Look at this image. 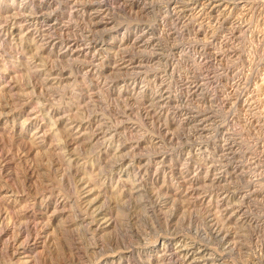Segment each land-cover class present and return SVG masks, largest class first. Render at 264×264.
I'll list each match as a JSON object with an SVG mask.
<instances>
[{
	"label": "bare ground",
	"instance_id": "obj_1",
	"mask_svg": "<svg viewBox=\"0 0 264 264\" xmlns=\"http://www.w3.org/2000/svg\"><path fill=\"white\" fill-rule=\"evenodd\" d=\"M13 1L14 3L18 2V0ZM188 1L191 2L185 3L184 1L183 3L181 2V0H166V3H168V6L172 5L173 9H177L181 6H190L189 10H197V12L198 10H200L199 8L203 6L201 2L205 3L206 9L208 8L209 10H213L212 12L219 11L223 8L226 10L231 7L232 3L227 0ZM26 2L27 0H21L19 4L20 6L18 8L19 12L10 13L9 16H6L7 19L6 21L4 20L5 24H2L4 22L3 21L1 23L2 25H0V34L5 38L11 37V39L9 40H11V42L14 41L18 46L21 45V48L26 53L29 52L28 48L32 49V45H28L27 48H24V42H22L24 38H26L27 40H31L30 42L33 43L34 46L38 47V59H36V55H34V57L32 56L33 58L31 59H33L34 61H32L34 63V67L38 69L36 74L39 75V78L46 77L44 83L42 82L43 84H45L44 89L48 90L50 88L52 89L53 87L61 86L65 81L69 80L71 76L74 77L77 75H71L69 77L68 74L70 72L66 74L64 73L63 69H55V67H49L47 64H40L38 62L45 60L42 56L53 53V50H55L56 48L60 49L56 54L57 57L64 59L65 56L68 57L69 60L71 59L72 61H80L78 64V69L80 73L84 74V76L83 78L82 76L80 77V75H78V77H74V84H78L80 82L83 83V80L87 81L89 77L93 78L94 84H89L87 85V87L82 84L84 87L80 92L77 93L72 91L70 93L72 97L76 99L75 108L68 106V109H61L55 108L53 105L47 107L46 100L39 98L38 96L36 98V96L32 93L34 92L33 90L32 92H25L23 89H20V86H11L9 90L10 96L8 95V97L5 98L4 103H0V123H5V125L12 123L11 131L8 132V135H6L8 137L0 139V264H4L1 260L2 257L7 258V264H39V261L37 260V255L39 252H36V255L32 256H30V254L34 253L39 245H46L48 240V244L51 242L50 235H54L57 231L56 222H60V226L66 229V227L63 225L65 220H63V218L67 215L66 212H69V214L67 215L68 218L66 219H69L70 225H72V227H75V231L73 232V234L76 233V235H79V233L83 230L87 233L85 239H80L79 237L73 238L72 245L69 247L71 253V256L69 257L73 258V256H75L83 260L88 258L87 254L89 253V249H91L93 253H99L105 248L102 244L103 242L101 243L100 235L102 230H104L103 226L107 224L108 227H110V224L108 223L113 222L112 218L109 217L111 216L110 212L104 209V207L101 205V198H103L101 195L102 186L111 187L110 192L112 196H114V199L116 201L127 203H131L130 201H135V196L138 197H135L136 203H141L143 200V198L141 197V192L144 191L145 188H151L152 190L155 189L153 191L147 192V198L148 201H150L152 204H150L152 209L159 208L160 210V208L163 209V207H165L164 205L167 204V202L161 203V192L164 183L161 184L162 188L160 187L161 185H156L158 184V182H160L161 180L164 181L166 178V173L168 171H166L165 165L167 164V159H169L166 155L167 153H162L160 155L157 154L156 157L154 156L155 158L153 160V164L157 165L155 169L153 164L149 162V159L148 161L145 160L144 158L146 156L143 157L144 155L140 152L145 148L146 145V142L142 141L144 138L134 143L130 142L131 144H119L120 140H116L117 138L119 139V137H122V134L125 133L120 132V130L124 127L125 123H127L126 121L132 120L130 119V115L132 114L130 113V111L132 112V107L128 105V110H125L124 112L118 114L109 113L111 111L107 113L102 112L99 114L98 111L101 109H98L94 106V109L91 110L90 106L87 104L89 100L97 102L96 105H98V103L102 104L96 99L99 100L100 95L102 96V92L104 90H106V92L109 91V93L113 95V91L116 88H120L119 97H124L125 95L120 96V94L127 92L131 94L129 95L131 97L135 94L139 95L141 92L138 91V84L131 76L133 74H135V76L137 74L138 76L139 71L145 68L146 64L144 65L143 61H138L141 59L135 60L130 53V49L132 47H135L139 50L143 48L147 49L149 46L157 48L159 47V45L152 46V43L155 44V42L159 40H157L156 38L152 39L151 36V38H148L147 35H150L151 33L149 32L151 31L148 30L146 26L142 27L138 25L137 29L135 28V34H133L134 39H131L132 35H125L122 38L121 44L118 45L119 47L116 54H119V51L123 55L119 56V58L115 56L114 58L107 57L108 59H102L101 57H99V52L103 49L102 44L98 43L97 41H88V38V40H81L78 36L77 38L79 39H76V36L75 38H73V35H70L69 33V28L71 27L66 26V23L63 25L61 21L60 24L58 16L55 20H53L54 22L51 21L49 15H51L52 12L46 13L45 11L49 8H52V6L48 7L47 4H39L37 5L39 6V8H37L35 4V7L33 8L32 5V8L28 11L30 7L28 8L24 6ZM59 2L60 1L58 0V3ZM123 2H125V5L129 6H133L134 4V0H123ZM101 3L97 0H74L71 4V8L72 10L75 9L78 13L72 14L73 16L76 15V17H79L82 20H86V22L91 24V26H93L94 28H98L102 23L101 21L107 18V16H110V13H107L110 11V8L108 7L106 9L107 4ZM90 5H92V7H89ZM66 7L68 8L67 5ZM233 7L234 5L232 6V8ZM162 14V20H164V22L167 23L166 20H170L171 18L177 20L175 21V25L179 26V24H182V26H180L185 28L183 31H180L179 28V31L174 30L171 32V34L177 36L178 39L180 37L179 35L183 36V34H189L193 36V38L191 39L188 37L189 39L187 40V43H175L171 50L178 53L177 55L179 56V58L180 56L186 57L189 54V65L192 61L198 63L199 65H203L202 67H200V71H198L199 69L197 68L198 72L193 71V69L191 70V68H188L185 70L184 76L181 75L182 77L180 90H184L185 95L184 97L183 95H180L178 97V100L180 102L182 101L186 103L190 99H195L199 96L195 100L197 102V105L189 106V108L187 109L188 111H185V114L189 115L185 118L192 122L196 121V127L193 128H196V132L199 133L198 136L202 135L208 141L199 142V144L201 145L200 148L198 147L199 149L208 151L206 150L207 148L204 147L210 146L209 144H212L214 146L212 149L213 152H211L213 153V158L210 159L211 163L209 162L210 165L208 166L210 170H206L208 171L209 175H204L206 176V180L209 179L210 184L213 187L209 195L211 197L210 199L211 201H213L214 207H223V212H221L223 213L225 219L224 224L229 225V228L226 227L228 232L222 238L226 240L229 237L233 238L240 236L242 238L243 236L249 238L250 236L251 239L254 235L264 238V184L262 186H260V184V187H258L257 184L259 183H257V181H254L258 176H264V138L262 136V140V138L260 137L261 135L259 136V138L257 137V135H259L264 127L259 131V129L262 127L261 117H256V114H252V116L250 115V112L254 110L253 107L255 106L253 103L251 92L248 91L250 90V82L249 80L247 82L246 77H244L245 74L239 68L240 63L238 64V62L241 58L240 51L235 48V45H233L234 48H227L228 45L223 44L222 40V42L219 41L221 35L223 39V34H229L231 36L229 41L237 43L240 40L241 32L243 30V27H241L242 22L240 23L238 18L235 21L231 20L233 22H230V17L228 16H231L233 14L232 12H163ZM193 15L194 17H191ZM216 25H218V27ZM214 26H216L215 28H217V30L215 31L212 30ZM189 27L192 28L193 33L190 31L191 29H188ZM207 29L211 30L207 31ZM56 31L57 33L58 31H60L61 34H55ZM147 40L151 41L152 43H149ZM3 43L5 44L4 41ZM161 50V48L158 49V51ZM192 51L194 52L193 54L190 53ZM34 54L36 53L34 52ZM152 55V57L150 56V60L152 62L161 59L163 56V54H160L157 51H155L154 54L152 53ZM144 57L148 56L145 55ZM179 58L174 59L178 60ZM47 59L49 58L47 57ZM241 61L243 60L241 59ZM178 62L179 61H173V64ZM48 63L50 64V62ZM105 63H109L108 65H112L116 70H118V68H121L127 71H132L133 69H135V71H132L131 73H129L130 71L127 72L128 74H126V77H122L123 80H115L110 75L103 72L106 66ZM72 65L74 64L72 63ZM108 65L106 67H108ZM193 66L194 65H192V67ZM178 67L181 66L178 65ZM32 72L33 71H31L30 73L32 74ZM156 72L158 73V70ZM166 75H168V73ZM33 77L35 78V76ZM167 78H164L162 76L156 77V82H160L161 86L159 87H162V91H160L161 93L159 97L160 104L170 100V94L167 91L166 87L163 85L167 81ZM36 86L37 85H35V87ZM213 90L214 92L216 91V93L211 94V91ZM44 92L41 94H44ZM48 92L49 91H47V93ZM56 93L57 92H55V94ZM200 94L205 96L201 97L202 95ZM156 97L157 96H155V98ZM59 98H62V96ZM87 99L89 100L86 102ZM201 102H217L220 110L213 109L214 106L212 107V105L214 103H212V105L207 104L208 106L200 107L199 105H201ZM151 104L152 103H150V105ZM187 104L185 105V108L182 109H186ZM38 105L39 108H37ZM182 109L180 111H182ZM239 110L244 111L249 116L248 119L246 118L247 122L250 121L249 127L243 128L244 130L241 133L236 130H233V132L231 133L232 130L229 129V124H231V122L235 120L234 118L235 116H237ZM19 111H24L25 113H27L26 115L29 118H26L25 121H21L22 117L19 118ZM114 112L117 111L115 110ZM117 115H119L118 119H120V121L115 119ZM114 120H117L118 124H114ZM29 121H40L42 123L38 128H36L34 135L30 139V142L28 144H25L21 138V135L26 130H28L29 127H27V122ZM184 123L185 122H183V124ZM5 130L7 129L4 128V132ZM18 130L20 131V133L17 134ZM133 131L140 132L138 129L132 130V135H134ZM242 133H244L243 135H245L249 139V141L246 140L247 138H244V136L242 137ZM126 138L128 137L126 136ZM171 138L174 139L173 137ZM197 141L204 140L201 139ZM251 143H253V145H251ZM247 145H249V147ZM254 145L259 151L258 155L256 154L257 152L254 153V150H256H253ZM85 147H89L94 151L91 152V157H84L80 154L79 149ZM95 150L97 151V154ZM189 154L193 155V153H190L189 151L188 157L190 156ZM156 158H158L159 160L156 161ZM151 168L154 169L153 173L151 172ZM177 172L180 173V170ZM182 172H184V170ZM47 173H49L50 175L51 173H53V175L55 174L57 175V177L53 178L51 176L53 179H50ZM85 173L88 174L85 175ZM174 175L175 172L171 174V176L173 177ZM182 176L183 175L181 174V177ZM66 179L72 180L75 185V192L73 193V196L64 195L61 188L59 187L60 184H62ZM188 180L192 183L194 179L188 178ZM33 181H35V184L37 182V187H34V185L31 184ZM258 181L262 182V180ZM12 182L16 183L18 185V188L17 186L16 188H14ZM98 182L100 183L98 184ZM126 183H130V186H128V184ZM147 185H150L151 187H147ZM170 185L172 184L170 183ZM224 185H227L228 188L224 187ZM198 187L197 190L200 188ZM197 190H195L194 193L198 192ZM146 191L148 190L146 189ZM187 191L189 190H186V193ZM190 196L193 197L191 194ZM139 197L141 198V200L137 201ZM136 207L137 206L135 205V208ZM137 208L136 210H134V212L130 209V211L134 213V216L139 215V210H137ZM152 211L154 216L156 211ZM168 211H166L167 213L165 216L168 215ZM158 214H160V212H158ZM150 215H152V213ZM162 215H164V213H162ZM215 219L216 218L214 217L212 220ZM217 223L218 222L215 221L213 223V227L216 226ZM217 228L218 227L214 228L213 233H218L219 235L220 233H222V231L221 229ZM230 228H235V230L232 231L230 230ZM239 233L241 234L239 235ZM176 239L177 238H173L172 240L174 242L171 243L169 242L168 238L164 236H157L151 244L145 245V243L143 246H140L138 248L134 246H130L132 248H128L125 246L120 250L117 249L118 251L111 252V254L102 255L97 258V261L91 262L89 264H138L137 261H133L131 259L133 253L137 249L142 252L149 251L146 253L147 258L145 257V264H166L167 260H169L170 264H197L198 261L201 262L208 260V262H213L222 259L221 257L217 258L218 254H214L215 256L213 258H203L204 255L199 256L198 254L207 251V249L198 250L196 247L188 244L185 247H181V245H177ZM221 243H223V241H221ZM234 243L233 245H236ZM233 245L232 247H235ZM170 250L172 251L168 253V251ZM42 252H40V254ZM150 252L151 254H149ZM152 252L154 253L152 254ZM138 255H140L141 257V253ZM198 258L200 259L198 260ZM259 260H261V258ZM66 261L69 264H74V260Z\"/></svg>",
	"mask_w": 264,
	"mask_h": 264
},
{
	"label": "rangeland",
	"instance_id": "obj_2",
	"mask_svg": "<svg viewBox=\"0 0 264 264\" xmlns=\"http://www.w3.org/2000/svg\"><path fill=\"white\" fill-rule=\"evenodd\" d=\"M20 1L21 0H18V2L14 3L13 0H0V25L5 24V21L7 19L6 16H9L10 13H14V12L18 13L19 12L18 8L20 6L19 5ZM55 1H57V2H55ZM59 1L60 2L58 3V0H34V1L33 0H27V2L24 4V6H26L28 8L30 7L28 9V11L32 7L34 8L35 6L37 8H39V6H37L39 4H43V5L47 4L48 7L52 6V8H49L48 10L45 11L46 13L52 12L51 15H49V18L51 19V21L55 20L56 17L58 16L59 17V23L61 21V23L63 25L66 23L65 24L66 26L71 27V28H69V33H70V35H73L72 36L73 38H75V36H76V39H79V38L81 40H84V39L88 40L89 39L88 41H97L98 43L102 44L103 49L99 52L100 53L99 57H101L102 59L103 58L104 59L105 58L106 59L114 58L115 56L117 58H119V56L123 55L119 51H118L119 54H116L118 47H119L118 45L121 44L122 38L125 35L126 36L132 35L131 39L133 40L134 39L133 34H135V28L137 29L138 25H140L142 27L146 26L148 28V30L151 31V32H149L151 34L147 35L148 38L151 36L152 39L156 38L157 40H159V41H156L155 44L152 43L151 41L147 40L149 43H152V46L153 45H159V47H157V48L149 46L147 49L143 48V49L139 50L135 47H132L133 49L132 48L130 49V53H131L132 57L135 60L141 59L138 61H143V64L144 65L146 64L145 68L148 69V70H146L145 68H143L142 69L143 71L142 70L139 71L138 76H137V74H136V76H135V74H133L131 76L132 78L135 79V81L138 84V91L141 92L139 95L135 94L134 96L131 97V96H129L131 94L129 92H127V93H121L120 94V96L125 95L124 97H119L120 88H116L113 91V95H111L109 93V91L106 92V90H104L102 92V96L100 95L99 100L96 99L97 101L101 102L102 104L98 103V105H96L97 102L91 101L89 99H87L86 102L89 100L87 102V104L90 106L91 110L94 109V106L98 109H101L98 111L99 114L102 112L107 113L109 111H111L109 113H114V114L117 113L118 114V113L124 112L125 110H128L127 109V108H129L128 105H130L132 107V112L130 111V113H132L130 115V119H132V120L126 121L127 123H125L124 127L120 130V132H122V133L125 132V133L122 134V137H119V139L117 138L116 140H120L119 144H126V143L131 144V143H134L136 141L142 140L144 138L142 141H145L146 145H148V146L145 145V148L140 152H141V154L144 155L143 157L146 156L144 159L147 161L149 159V162H151L152 164H153V160L157 154L160 155L162 153H167L166 155L169 159H167V161H166L167 164L165 163L166 164L165 169H166V171H168L166 173V178L164 181L161 180L160 182H158V184H156L157 186H160L161 184L164 183L163 185L165 187L163 186V188H162V185L160 186L162 188V192H161L162 202L161 203L167 202V204L164 205L165 207H163V209L162 208H160V210H159V208L152 209V207L150 206L151 202L148 201V198H147V195H148L147 192L153 191L155 189L152 190L151 188H145V190L141 192L142 193L141 197L143 198L141 203H139V202L136 203V198H138L137 196H135L136 198L134 197L135 201H130L131 203H129V202L127 203V202L116 201L114 199V196H112V194L110 192L111 187L110 186H108V187L102 186V189H101L102 194L101 195L103 198H101V200H102L101 205L104 207V209H106L107 211L110 212L111 216H109V217L112 218V221H113L112 223H108V224H110L109 225L110 227H108L107 224L103 226L104 230H102V232H101V235H100L101 238L99 237L101 240V243L103 242L102 244L105 247L102 251H100L99 253L98 252L93 253L91 251V249H89L88 250L89 253L87 254L88 258L83 259V260L79 259L78 257H75V256H73V258L69 257V256H71L69 247L72 245L73 238L79 237L80 239L81 238L85 239V237L87 236V233L83 230L79 233V235H76V233L73 234V232L75 231L74 230L75 227H72V225H70V223H69V219H66V218H68L67 215L69 214V212H66L67 215L63 218V220L65 219L63 225L66 227V229L63 228L62 226H60L61 225L60 222H56L57 231L54 235H52V234L50 235L51 242L48 244V242H49V240H48L46 245H42V244L39 245L37 247V249L35 250V252L30 254V256L36 255V252L37 253L39 252L37 255V260L39 261L38 262L39 264H52V263L53 264H69V263H67L66 260H74L73 261L74 264H89L91 262L97 261V258H99L100 256L106 255V254H111V252L118 251L125 246L128 248H132L130 246H134V247L138 248L140 246H143L145 243H146L145 245L151 244L156 239L157 236L158 237L164 236V237L168 238L169 242H171V243L174 242L172 240L173 238H177L176 239L177 245H181V247H185L188 244V245L196 247L198 250L207 249V251H204V252L198 254L199 256L204 255L203 258H207V257L213 258L215 256L214 254H216V255L218 254L217 258L218 257L222 258V259L218 260L219 262L218 261H213V262L209 261L208 262V260H206L207 262L206 261H201V262L198 261L197 264H264V238L263 237H259L257 235H254L253 236L254 238L251 236L252 237L251 239H250V236H249V238L243 237V236H242V238L240 236L233 237V238L229 237L226 240L224 238H222L228 232L226 227L229 228V225L224 224L225 219H224V216L222 213L223 207H214V203H213V201H211V199H210L211 197L209 196L210 192L212 191L211 189H213V187L211 186L209 179L206 180V176L208 174V171H206V170L209 169L208 166L211 163L210 159L213 158V153H211V152H213L212 149L214 146L212 144H209L210 146L204 147V148H207L206 150H208L211 153V155L208 151H203L204 149H199L201 146L199 144V142H205V141H207V139L202 135L198 136L199 133L196 132V128L195 129L193 128V127H196V123H197L196 121L192 122V121L187 120V118H185V117L189 116L188 114H185V111L186 112L188 111L187 109L189 108V106L197 105L196 104L197 102L195 100L199 96L196 97L195 99H190L186 103L182 102V101L180 102L178 100V97L180 95H183V97L185 95L184 90H180L181 77L184 76L185 70L188 68L189 69L191 68V70L193 69V71L198 72V71H200V67H202L203 65L200 64L201 65L200 66L198 63H195L193 61L189 65V62H190L189 61L190 58L188 57L189 54L186 57L180 56V58H179V56L177 55L178 53L171 50L175 43H177V42H180L178 44L187 43V40L189 38L190 39L193 38V36H191L189 34H183L184 37L182 35H179L180 37L178 39L177 36L171 34V32L174 30H178L179 28H180L179 29L180 31H183L185 28L181 27L182 24H179V26L175 25L176 24L175 21H177V20H174L171 18H170V20L169 19L166 20L167 23L164 22V20H162V17H163L162 13L163 12H172V13H175V12H179V13H182V12L183 13H198V12L199 13H220V11H221V13L222 12L223 13H231V12L233 13L231 16H228V17H230L229 18L230 22L235 21L237 18L240 21V23L242 22L241 23V25H242L241 27H243V30L241 32L242 38L240 37V40L238 41L239 43L238 42L237 43L230 42L229 40H230L231 36L229 34L228 35L223 34V36H224L223 39H222V35H221V38L219 41L220 42L223 41V44L228 45L227 48H234L233 45H235V48H237L240 51L241 58L238 62V64L240 63L239 68L245 74L244 77H246L247 82H248V80L250 82V90H248V91L251 92V96L253 97V103L255 106V107H253L254 110L252 112H250L251 114L250 113L249 114L251 116H252V114L253 115L256 114L255 115L256 117H259V118L261 117L262 127L259 129V131H260L264 127V124H263V122H264V0H239V1L238 0H227V1H230V3L231 2L233 3V4L231 3V7L226 9V10L223 8L224 10L221 9V10L215 11V12H212L213 10H209L208 8L206 9L205 3H203V2H201L203 6H201L199 8L200 10H198V12H197V10H189L190 6H181V7H178L177 9H173L172 5L168 6V3H166V0H134L133 6L125 5V2H123V0H97L100 3L102 2L101 4H107L106 9L108 7L110 8V11L107 12V13H110V16H107V18H105L103 21H101L102 23H101L100 27H98V28H94L93 26H91V24L86 22V20H82L79 17H76V15L73 16L72 13H78L75 9L72 10V8H71V4L74 0H59ZM153 1H154V3H153ZM184 1H185V3L191 2L188 0H181V2H183V3H184ZM15 5L17 6V8ZM66 5L68 6V8L66 7ZM233 5L235 7V8L233 7L234 9L232 8ZM89 7H92V5H90ZM187 7H189V8H187ZM58 8H59V10H58ZM10 10H12V11H10ZM53 11H54V13H53ZM80 13H83V12H80ZM1 14H3V15H1ZM235 16H236V18H235ZM191 17H194V15ZM231 20H233V21H231ZM216 26L218 27V25H216ZM216 26H214L213 28L211 27L212 30H214V31L217 30V28H215ZM188 29H191L190 31L192 32V28L189 27ZM209 30H211V29H209ZM209 30L207 29V31H209ZM244 31H246V32H244ZM210 32H212V31H210ZM59 33L61 34L60 31H58V33H57V31L55 32V34H59ZM77 36L79 38H77ZM9 39H11V37L5 38V37L1 36V34H0V103H4L5 98L8 97V95L10 96L9 90H10L11 86H15V87L20 86V89H23L25 92H30V91L32 92V90H33L34 92H32V93L36 96V98L38 96L39 98L46 100L47 107L53 105L55 108H61V109H66V108L68 109L69 107L75 108L76 99L73 98L70 93L72 91L78 93L81 91V89L84 86L87 87V85H89V84L90 85L94 84L93 78L89 77V76H87V77H89L87 79V81L83 80V83L80 82L78 84H74V77H76V76L78 77V75H80V77L82 76V78H83V76H84V74L80 73V71L78 69V67H79L78 64L80 61H72L71 59H70L71 60L70 61L69 58L65 57V56H64V59L57 57L56 54L59 52L60 49L56 48L55 50H53L54 51L53 53L46 54V55L42 56L45 60L38 61V62L40 64H47L49 67H55V69H63L64 73H66V74H68L70 72L71 74L70 73H69L70 75L68 74L69 77L71 75H73V76L76 74L77 75L74 77L71 76L70 79L65 81L61 86L53 87L52 89L50 88L48 90H45L44 89L45 84H43V83H44V80L46 79V77H40L41 79L39 78V75L36 74L38 69H36L34 67V63H33L34 61H33V59H31L34 57V55H36L35 57H36V59H38L37 58L38 47L34 46V44L30 42L31 40H27L26 38H24L22 41V42H24L23 43L24 48H27L28 45L29 46L32 45L31 46L32 49L28 48V50H29V52H28L29 54H28L21 48L22 47L21 45H19L20 46L19 47L18 45H16V43L14 41L11 42V40H9ZM6 40H7V42H6ZM3 41L5 42V44L3 43ZM159 42H160V44H159ZM160 48L162 50L158 51V49H160ZM153 49H155V50H153ZM19 50H21V51L23 50L22 53ZM155 51L159 52L160 54H163L161 59L155 61V62L159 61L158 63L152 62L150 60L151 57L153 56L152 53L154 54ZM34 52L36 54H34ZM190 53L193 54L194 52L192 51ZM145 55L148 57H144ZM47 57L49 59H47ZM55 58H56V63H55ZM174 58H179V59L175 60ZM46 59L48 62H50V64L46 61ZM241 59L243 61H241ZM51 61H52V64H51ZM61 61H62V63H61ZM69 61H70V63H69ZM173 61H179V62L173 64ZM71 62L74 65H72ZM108 64L109 63H105L106 66ZM166 64H167V66H166ZM177 64L181 67H178ZM148 65H149V67H148ZM192 65H194V66L192 67ZM106 66H105L103 72H105V74L110 75L115 80H119V81L123 80V78L126 77V74H128L127 72L130 71V70L127 71V70H124L121 68L120 69L118 68V70H116V69H114V67L112 65H108V67H106ZM180 68H181V70H180ZM71 70H72V72H71ZM157 70H158V73L156 72ZM31 71H33L32 74L30 73ZM132 71H135V69H133ZM132 71H130L129 73H131ZM34 72H35V74H34ZM109 73H111V74H109ZM144 73L146 75L148 73H150V74H148L146 76ZM167 73H168V75H166ZM180 73H182V74H180ZM15 75L18 77H16ZM121 75H123V76H121ZM33 76H35V78ZM127 76H129V75H127ZM161 76L164 78L168 77L167 81L163 85L166 87L167 91L170 94L169 95L170 100L160 104V102H159L160 98L159 97H160V93H161L160 91H162V87H159V86H161V83L156 82V77H161ZM152 78H153V80H152ZM91 79H92V81H91ZM35 85H37L36 86L37 88L35 87ZM168 87H170V88H168ZM169 89H171V90H169ZM47 91H49V92L47 93ZM43 92H44L45 96H44V94H41ZM55 92H57V93L55 94ZM212 93H216V91L214 92V90H213V91H211V94ZM59 94L62 96V98H59V97H61ZM155 94H157V95H155ZM200 95H202V94H200ZM155 96H157V97L155 98ZM203 96H205V95H202L201 97H203ZM149 102L152 104L150 105ZM178 103H179V105H178ZM212 103H214V104L212 105ZM186 104H187V106H186L187 108L182 109V108H185ZM200 104L201 105L198 104L200 107H202V106L205 107V106H208L210 104V105H212V107L213 106L215 107V108L213 107V109L220 110V107L218 106L217 102H211V103L210 102H204V103L201 102ZM216 104H217V106H216ZM216 107H218V108H216ZM37 108H39V105L37 106ZM112 109L114 111L116 110L117 112H114ZM181 109H182V111H180ZM179 112H180V114H179ZM260 113H261V115H260ZM18 114H19V118L22 117L21 121H25L26 118H29L26 115L27 113H25L24 111H19ZM238 114H237V116H235V118H234L235 120L233 122H231V124H229V129L232 130L231 133L233 132V130L239 131L241 133L244 130L243 128L249 127L250 121L247 122V119L249 118L247 113H245L242 110H239ZM244 114H246V115H244ZM118 116L119 115H117V117H115V119L120 121V119H118ZM117 120L116 121L114 120V124H116V123L118 124ZM245 120H246V122H245ZM31 122H32V125H31ZM183 122H185V123L183 124ZM41 123L42 122H40V121H38V122H36V121L27 122V127H29V128H28V130H26L21 135V138L25 144H28L30 142V139L34 135L36 128H38ZM243 125H245V126H243ZM188 127H189V129H188ZM230 127H233V128H230ZM4 128L7 129V130H5V132H4ZM11 128H12V123H9L8 125H5V123H0V139L7 138L8 136H6V135H8V132L11 131ZM131 129L132 130L138 129L140 132L133 131L134 135H132ZM6 131H7V133H6ZM259 131H257V132H259ZM137 132H138V134H137ZM167 132H168V134H167ZM18 133H20L19 130H18L17 134ZM125 134L128 138H126ZM243 134L244 133H242V137L244 136V138H247ZM136 135H138V136H136ZM2 136H4V137H2ZM194 136L197 139H195ZM259 136L261 138L263 136V138H264V128L259 133V135H257L258 138H259ZM159 137H160V139H159ZM171 137H173L174 139H172ZM180 137H181V139H180ZM199 137H200V139H199ZM263 138H262V140H263ZM201 139H203L204 141H197V140H201ZM195 140H196V142H195ZM246 140L249 141L248 138ZM147 141H149V142H147ZM122 142H124V143H122ZM155 142H156V144H155ZM197 142H198V144H197ZM116 143H118V142H116ZM209 143H211V142H209ZM205 144H208V143H205ZM251 145H253V143H251ZM247 146L249 147V145H247ZM256 146H257V143H256ZM254 149H256V150H254ZM79 150H80V154L84 157H91V155H92L91 152H94L89 147H85V148H82ZM253 150H254V153L257 152L256 153L257 155L259 154V151L255 147V145L253 147ZM42 151H44V150H42ZM189 151H190V153H193V155L189 154L190 156L188 157ZM200 152H201V154H200ZM96 154H97V151H96ZM147 156H148V158H147ZM155 160L157 161L159 159L156 158ZM153 166H154V168L157 167V165H155V164H153ZM170 167H173V168H170ZM178 169L180 170V173L183 175L182 177H181V174L179 172H177V171H179ZM170 170H172V171H170ZM183 170H184V172H182ZM153 171H154V169L151 168L152 173H153ZM174 172H175V175L173 177V176H171V174H173ZM200 172H202V173H200ZM47 174L49 175L50 179L57 177V175H55V174L53 175V173H51V175L49 173H47ZM87 174L88 173H85V175H87ZM263 177L264 176L262 175V176H258L257 178H255L254 181H257V183H259V184L256 183L258 187H260L264 184V178ZM188 178L194 179L192 181V183L188 180ZM168 180H170L171 182ZM258 180H262V182H260ZM195 181H196V183H195ZM169 182L172 185H170ZM99 183L100 182H98V184ZM180 183H181V186H180ZM31 184H33L34 187H37V182L35 184V181H33ZM126 184H128V186H130L129 185L130 183H126ZM12 185L14 188H16V186L18 188V185L16 183L12 182ZM74 186L75 185L72 182V180L66 179L62 184H60L59 187L61 188L64 195L73 196L74 195L73 193L75 192ZM147 187H151V186L147 185ZM190 187H191V189L192 188L193 189L191 190ZM197 187L199 188L198 190H197ZM224 187L228 188L227 185H224ZM168 188H169V190H168ZM127 189H128V187H127ZM146 189L148 191H146ZM164 189H165V191L166 190H168V191L165 192ZM185 189L189 190V191H187V193H186ZM195 190H197L198 192L194 193ZM190 194L194 198L191 197ZM189 197H190V199H189ZM218 199H220V198H218ZM138 200H141V198L139 197V199H137V201ZM165 200H167V201H165ZM174 203H175V205H174ZM212 203H213V205H212ZM135 205L138 207V208L136 207L137 210H139L138 216H134L133 215L134 213H132V211L134 212V210H136ZM130 209L132 211H130ZM152 210L156 211V212L154 211L155 212L154 216H153ZM166 211H168L167 216H165L167 213ZM158 212H160L161 215L158 214ZM151 213H152V215H150ZM162 213H164V215H162ZM214 217L216 219L212 220ZM215 221H217L218 223L216 226L213 227V223ZM215 227H218L217 229H221L222 233L219 232L220 233L219 235H218V233L214 234L213 230ZM230 230L234 231L235 228L234 229L230 228ZM50 233H51V231H50ZM77 234H78V232H77ZM240 234L241 233H239V235ZM247 238H248V240H247ZM217 239L218 240L221 239V240L218 241ZM230 239H232L233 241ZM221 241H223V243H221ZM234 242H236V243H234ZM233 243L236 245H233ZM227 244H228V246H227ZM232 245L235 247H232ZM229 247H231V248H229ZM196 248H194V249H196ZM230 249H231V251H230ZM249 249H251V250H249ZM145 251H146V249H145ZM171 251L172 250L168 251V253H170ZM40 252H42V253L40 254ZM147 252H149V251H147ZM147 252H144V251L142 252L139 249H137L134 252L135 255L133 253L131 259L133 261H137L138 264H145V261L147 258V255H146ZM206 252H207V254H206ZM214 252H216V253H214ZM140 253H141V257H140V255H138ZM153 253L154 252H152V254ZM149 254H151V252ZM134 257H136V258H134ZM260 258L262 261L259 260ZM23 259H27V258H23ZM199 259L200 258H198V260ZM1 260L4 264L8 263V260L6 257H2ZM143 260H144V262H143ZM166 264H170L169 260L166 261Z\"/></svg>",
	"mask_w": 264,
	"mask_h": 264
}]
</instances>
